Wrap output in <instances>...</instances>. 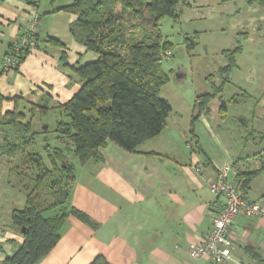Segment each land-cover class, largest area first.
Listing matches in <instances>:
<instances>
[{
	"label": "crops",
	"instance_id": "obj_1",
	"mask_svg": "<svg viewBox=\"0 0 264 264\" xmlns=\"http://www.w3.org/2000/svg\"><path fill=\"white\" fill-rule=\"evenodd\" d=\"M72 1L0 0V95L5 98L2 112L17 104L11 98H18V107L24 110L26 119L31 118V105H42L49 108L48 114L66 117L58 106L67 102L82 83L74 67L98 57L70 32L77 15L58 9ZM116 9L120 13V7ZM32 15L37 20L36 47L27 51L16 69L3 72L2 56ZM122 16L124 26L129 24L128 13ZM137 34L140 37V32ZM178 53L182 54L180 50ZM198 90L195 97L208 93L204 86V91ZM224 106L221 101L220 107ZM202 113L198 119L203 126L200 129L191 120L193 110H174L171 105L161 132L135 151H126L108 140L98 149L100 158L91 157L73 166L69 204L87 214L95 225L66 216L59 228V240L36 264H89L97 255L104 256L110 264H214L205 257L193 256L190 248L210 228L212 213L222 201L208 188L215 168L231 163L234 171L229 178L234 181L241 178L237 174L258 169L246 194L251 199L264 200V159L258 149L228 145L229 149L209 126L207 111ZM39 119L37 113L32 116L33 129L36 124L43 129L49 127L50 122L45 124ZM235 119L248 123L246 118L247 122L239 121L237 116ZM1 136L0 131V146L4 144ZM195 164L202 165L201 172L195 171ZM6 176L9 174L1 173L0 179ZM20 178L16 174L9 180L23 189ZM8 182L0 185V262L22 241V234L11 222V211L16 204L23 207L25 191L17 189L12 199H7V191L2 188L8 187ZM56 212L49 210L44 215L52 217ZM230 235L231 255L222 264H264V217L238 214Z\"/></svg>",
	"mask_w": 264,
	"mask_h": 264
},
{
	"label": "trees",
	"instance_id": "obj_2",
	"mask_svg": "<svg viewBox=\"0 0 264 264\" xmlns=\"http://www.w3.org/2000/svg\"><path fill=\"white\" fill-rule=\"evenodd\" d=\"M179 1L73 0L58 8L77 15L69 27L70 32L98 55L95 61L74 67L81 87L58 106L68 120L58 119L54 127L57 134L72 145L80 163L91 157L100 158L98 149L108 140L126 151H135L138 145L164 128L171 105L159 94L169 78L161 63L171 44L159 34V21L163 16L178 17ZM181 1L190 4L189 0ZM117 5L120 13L116 12ZM123 13L129 15L131 30L127 33L122 23ZM26 53L24 49L21 59ZM219 91L217 87L213 92L196 97L198 113L207 111L209 98ZM4 99L0 95V131L4 142L0 155L15 157V152L22 147L18 139L34 133L31 132L32 116L37 111L42 116L49 108L31 105V118L26 119L24 110L18 107V98H11L17 104L2 112ZM45 146V156L28 152L10 162V173L18 174L25 186L23 207L11 211V222L22 234V241L0 264H36L59 240V228L68 215L95 225L87 214L69 204L74 174L64 147ZM257 172L258 169L237 174L241 175L238 183L243 191H247L251 177ZM49 210L57 212L46 217L44 214ZM245 249L259 257L251 248ZM89 264L110 263L104 256L97 255Z\"/></svg>",
	"mask_w": 264,
	"mask_h": 264
},
{
	"label": "rangeland",
	"instance_id": "obj_3",
	"mask_svg": "<svg viewBox=\"0 0 264 264\" xmlns=\"http://www.w3.org/2000/svg\"><path fill=\"white\" fill-rule=\"evenodd\" d=\"M189 2L186 5L179 1L178 17L163 16L159 21L158 32L171 44L168 50L172 51V56L161 63L169 78L159 94L168 99L174 110L186 107L189 112L193 110L191 120L196 128L203 129L198 120L203 113H197L199 109L194 102L196 90L202 92L204 86L205 91L213 92L219 87L220 91L207 102L205 118L209 126L219 138H223L227 147L244 145L248 150L258 149L261 159H264V0ZM116 12L119 13L117 9ZM125 28L126 33L131 30L129 24ZM179 50L182 54L178 53ZM229 64L227 69H221ZM180 74L183 76L177 78ZM221 101L225 104L223 108L220 107ZM235 116H245L248 123L241 124ZM39 117V121L45 124L50 122L49 127L43 129L36 124L31 130L34 133L28 134L25 139L17 134L22 147L15 152L16 156H0V161H9L8 164L0 163V174L10 176L0 179V185L9 181V186L2 188L7 191L6 198L9 200L15 190L22 191L13 179L9 180L13 175L9 172L12 159L28 152H39L45 156V144H48L51 148L64 147L73 166L79 162L72 145L57 134L52 124L56 119L66 117L59 113H46ZM2 169H7L8 173ZM16 207L22 208L17 204Z\"/></svg>",
	"mask_w": 264,
	"mask_h": 264
},
{
	"label": "built area",
	"instance_id": "obj_4",
	"mask_svg": "<svg viewBox=\"0 0 264 264\" xmlns=\"http://www.w3.org/2000/svg\"><path fill=\"white\" fill-rule=\"evenodd\" d=\"M37 20L35 15L30 20L11 49L2 56V71L8 72L16 69L21 62L23 50H33L37 41ZM172 56L171 50H166L163 59ZM196 172H201L202 165L195 164ZM233 167L226 163L215 168L214 177L208 184L209 191L222 199L220 205L213 211L211 226L198 243L190 248L193 256H202L214 264H222L231 255L230 229L238 214L247 217H264V200L251 199L240 188L238 181L229 178ZM242 264V263H238Z\"/></svg>",
	"mask_w": 264,
	"mask_h": 264
},
{
	"label": "water",
	"instance_id": "obj_5",
	"mask_svg": "<svg viewBox=\"0 0 264 264\" xmlns=\"http://www.w3.org/2000/svg\"><path fill=\"white\" fill-rule=\"evenodd\" d=\"M237 119L241 122H247V120L243 116H237ZM24 228H21V231H23Z\"/></svg>",
	"mask_w": 264,
	"mask_h": 264
}]
</instances>
